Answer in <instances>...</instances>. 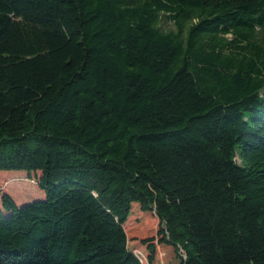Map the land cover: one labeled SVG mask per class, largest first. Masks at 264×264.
Here are the masks:
<instances>
[{"label":"trees","instance_id":"trees-1","mask_svg":"<svg viewBox=\"0 0 264 264\" xmlns=\"http://www.w3.org/2000/svg\"><path fill=\"white\" fill-rule=\"evenodd\" d=\"M1 171L0 264H264V0H0Z\"/></svg>","mask_w":264,"mask_h":264},{"label":"rangeland","instance_id":"rangeland-1","mask_svg":"<svg viewBox=\"0 0 264 264\" xmlns=\"http://www.w3.org/2000/svg\"><path fill=\"white\" fill-rule=\"evenodd\" d=\"M40 173L28 175L26 172H0V194L8 195L17 207L27 205L33 201L44 200V192L38 186V177ZM0 210L2 211V203L0 200ZM158 220L154 213L141 212L138 205L134 204L131 208V214L124 225L127 232L134 231L142 235L139 238H130L128 248L134 254L142 258L146 263L148 254L147 244H143L140 238L144 236H154L157 230ZM161 248L156 247L157 254L161 258ZM160 261V259H159ZM161 264V263H160Z\"/></svg>","mask_w":264,"mask_h":264}]
</instances>
